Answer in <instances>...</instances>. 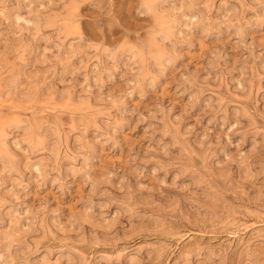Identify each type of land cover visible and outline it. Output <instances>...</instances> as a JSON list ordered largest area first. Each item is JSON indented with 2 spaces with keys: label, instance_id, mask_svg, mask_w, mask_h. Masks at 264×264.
<instances>
[{
  "label": "rangeland",
  "instance_id": "374dc122",
  "mask_svg": "<svg viewBox=\"0 0 264 264\" xmlns=\"http://www.w3.org/2000/svg\"><path fill=\"white\" fill-rule=\"evenodd\" d=\"M146 1L0 0V264H264V0Z\"/></svg>",
  "mask_w": 264,
  "mask_h": 264
},
{
  "label": "bare ground",
  "instance_id": "6f19581e",
  "mask_svg": "<svg viewBox=\"0 0 264 264\" xmlns=\"http://www.w3.org/2000/svg\"><path fill=\"white\" fill-rule=\"evenodd\" d=\"M154 1H157V0H147L145 3L146 4H148V5H151V3H153ZM165 1V0H164ZM163 1V2H164ZM161 2H162V0H161ZM161 2H159V3H161ZM155 3V2H154ZM157 4H158V1H157ZM156 3H155V5H157ZM74 6V5H73ZM152 6H153V4H152ZM159 6V5H158ZM161 6V5H160ZM145 7V6H144ZM151 7V6H150ZM149 7V8H150ZM163 7V6H162ZM162 7H161V9H162ZM154 8V7H153ZM175 9V8H174ZM68 10V9H67ZM72 10V9H71ZM152 10V9H151ZM165 10V9H164ZM159 11H161V13H162V10H159ZM159 13V12H158ZM72 14V13H71ZM160 14V13H159ZM65 16V15H64ZM60 18V17H59ZM161 20H162V23H166L167 21H168V18L166 17V16H161ZM64 21V20H63ZM64 29H66V30H69L68 29V25L67 24H65L64 25ZM69 32H66V34H68ZM164 33L165 34H169V27L167 26V27H165V29H164ZM158 51H157V55L159 56V58H162V57H164V55H165V50H164V48L163 47H161V45H158ZM165 60V59H164ZM11 89V86H9L7 89H6V91L7 90H10ZM5 91V92H6ZM5 92H3V93H5ZM8 133H6V135H7ZM32 134H33V129L32 128H29L28 129V136H32ZM6 135L4 134L3 136H4V138L6 137ZM35 136V135H34ZM5 139H7V138H5ZM2 140V139H1ZM30 140V139H29ZM32 140V139H31ZM28 141V143L30 144V142H32V141ZM6 141V140H5ZM3 142V144L1 143V147H0V158H1V160L4 162V163H6L7 162V164H9L10 165V162L11 161H13V157H12V154L10 153V151H9V149L4 145V141H2ZM41 142V141H40ZM47 142V141H46ZM45 142V143H46ZM49 142V141H48ZM34 143V141L32 142V144ZM45 143H43V144H45ZM51 143V142H50ZM49 143V144H50ZM35 144V143H34ZM54 144V143H53ZM38 146V145H37ZM47 146V145H46ZM50 146V145H49ZM35 147V146H34ZM41 147V146H40ZM38 149V148H37ZM40 149V148H39ZM70 155V154H69ZM10 157H11V159H10ZM28 158H29V156H28ZM59 159V158H58ZM36 164V163H35ZM37 166V165H36ZM39 169V168H38Z\"/></svg>",
  "mask_w": 264,
  "mask_h": 264
}]
</instances>
